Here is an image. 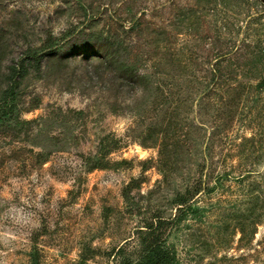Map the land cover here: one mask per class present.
I'll use <instances>...</instances> for the list:
<instances>
[{"label":"rangeland","instance_id":"obj_1","mask_svg":"<svg viewBox=\"0 0 264 264\" xmlns=\"http://www.w3.org/2000/svg\"><path fill=\"white\" fill-rule=\"evenodd\" d=\"M18 62L0 264L135 260L178 194L172 264H264V0H0Z\"/></svg>","mask_w":264,"mask_h":264},{"label":"trees","instance_id":"obj_2","mask_svg":"<svg viewBox=\"0 0 264 264\" xmlns=\"http://www.w3.org/2000/svg\"><path fill=\"white\" fill-rule=\"evenodd\" d=\"M101 59L108 57L106 47L99 50ZM39 59L40 55L34 56ZM108 59V58H107ZM27 70L23 62H18L11 67L10 82L0 97V120L9 119L14 112L16 87L18 79L26 75ZM178 214L172 218L156 215L150 222L139 229L140 254L135 260H126L123 264H172L175 260L174 252L165 244V237L169 228L180 221L188 209V195L178 194L175 198Z\"/></svg>","mask_w":264,"mask_h":264}]
</instances>
